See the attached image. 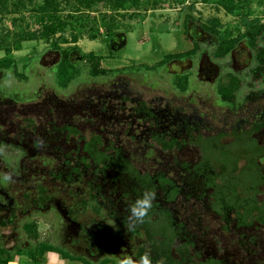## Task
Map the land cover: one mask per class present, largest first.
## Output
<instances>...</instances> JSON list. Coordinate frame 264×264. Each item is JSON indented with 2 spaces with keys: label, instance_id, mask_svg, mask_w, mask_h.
Listing matches in <instances>:
<instances>
[{
  "label": "rangeland",
  "instance_id": "rangeland-1",
  "mask_svg": "<svg viewBox=\"0 0 264 264\" xmlns=\"http://www.w3.org/2000/svg\"><path fill=\"white\" fill-rule=\"evenodd\" d=\"M0 1V44L4 45L8 35L28 30L29 25L31 31L38 27L32 10L42 6L44 0ZM135 2V7L124 11L115 10L110 3L85 8L78 0H64L59 9L65 24L62 31L49 42L45 39L25 41L21 50H15L11 56L20 72L32 58L38 59L36 70L26 72L29 78L21 80L14 72L8 76L0 73V177L12 181L11 191L7 192L11 197L0 191V195L8 199L5 207L0 206V246L9 251L26 248L31 239L27 226L36 223L40 241L53 243L51 247L73 255H85L96 264H122L129 257L139 260L137 251L147 245H144L145 238L128 231V208L135 201L131 194L126 195L131 189L130 182L123 178L120 183L119 173L111 172L113 169L103 172L92 166L83 152L85 139L88 141L98 134L103 138V149L115 144L142 174L164 175L179 185L181 195L175 202L167 199L164 190L156 192V201L175 215L177 222L183 225L184 240L193 243L188 264L210 258L222 264H264V227L257 224L239 227L233 211L224 217L212 210L207 199L210 190L203 196L206 189L202 180L184 165L196 161L197 150L191 145L174 154L160 153L157 147H151L153 123L150 119L145 122L140 116L143 102L157 112L164 126L168 123V111L195 121L205 128L202 131L206 134L226 129L229 133L234 127L247 130L259 121L260 115H264V76L260 79L252 73L257 66L255 53L240 44L232 55L217 60L214 53L219 39L203 29L204 25L212 26L211 21L219 19L222 37L236 39L245 31L238 29L242 17L228 11L224 2L217 0ZM246 8H239L238 13L246 12ZM250 8L251 19H260L264 24V0H253ZM27 10L32 13L28 14ZM73 14L77 19L72 18ZM110 18L113 20L109 21ZM75 36L76 44L72 40ZM92 36H96V40H92ZM52 42L64 49L79 47L80 52L71 56L72 62L93 63L98 71L155 67L167 56L187 53L198 43L204 52L200 61L203 70L198 72L196 68L193 90L187 94L173 91L171 78L188 69L194 70L188 61L167 65L169 70L164 73L149 74L151 78L147 82L141 76L118 74L89 78L86 83L62 88L52 70L61 58ZM4 57L5 52L0 51V60ZM209 59L214 64L211 65ZM232 77L240 81L239 88L233 86ZM219 83L235 91L236 105L219 102ZM21 97L27 100L20 101ZM120 104L127 109L119 110ZM111 115L120 123H115V119L111 121ZM227 119L237 123L227 125ZM67 127H75L79 133L69 134ZM256 138L264 145V130ZM243 165L244 162L239 166ZM262 166L264 174V164ZM39 186L47 189L51 201L28 206ZM27 192L29 202L24 199ZM17 198L20 205L15 204ZM259 200L264 204V185ZM96 208L100 212L96 213ZM71 212L80 218L74 220ZM12 217H15L13 221L4 225ZM80 227L95 236L93 243L77 242L79 237L82 240ZM74 244L77 249L71 246ZM60 253L63 254L48 250L41 259L77 264L61 258ZM146 253L150 254L152 264H163L151 251ZM3 256L1 258L5 259Z\"/></svg>",
  "mask_w": 264,
  "mask_h": 264
},
{
  "label": "trees",
  "instance_id": "trees-1",
  "mask_svg": "<svg viewBox=\"0 0 264 264\" xmlns=\"http://www.w3.org/2000/svg\"><path fill=\"white\" fill-rule=\"evenodd\" d=\"M217 1L224 2V6L228 11L239 14L242 17L238 29L240 30L241 28H244L245 31L242 33L240 32V35L236 39L226 40L222 37L221 31L219 30L221 27L219 19L212 20V26L204 25L203 29L207 33L213 34L219 39V44L214 53L215 58L217 60H223L232 55L240 44H244L255 53L257 66L253 69L252 73L257 78L261 79L264 76V24L260 19H251L253 12H251L250 6L253 0ZM63 2L64 0H44L42 6H36L32 10L35 14L36 23L39 24H36L38 27L35 30L31 31L29 25L28 30L23 29L17 34L8 35L6 37L3 41L4 45L0 44V51L5 52L6 54V57L0 60V73H5V76H8L14 72V74L21 80H27L29 78L26 72L36 70L38 59H35V57L32 58V61L24 66V71L20 72L16 60L11 56L15 50H21L22 43L25 41L45 39L49 42L51 38L55 37L60 31H62L65 24L59 16V9ZM78 2L80 5L85 6V8H93L97 3H110L113 4L115 10L124 11L128 8L132 9L137 4L135 0H78ZM21 4L23 5V3ZM21 4H18V6H21ZM1 5L2 2L0 1V7ZM241 7L242 10H245L244 8L246 7H248V9L246 8V12L238 13L239 8ZM32 11L27 10L26 12L29 14L32 13ZM26 12L23 13V16ZM78 12L82 13L81 10H78ZM76 14L72 15L73 19H77ZM18 20L19 19H16V23H18ZM112 20L113 19L111 18L109 19V21ZM91 38L92 40H96V36H92ZM72 40L73 43L76 44L78 42L77 36L73 37ZM52 46L54 50L61 55L60 62L57 66L53 67L52 70L54 71V79L59 87L62 88H67L72 84L85 83L89 78L95 79L112 74L116 75L118 73L141 76L144 80H149V78H151L149 74L164 73L167 70V65L172 60L176 58L183 59L186 56L169 55L162 63L155 67L133 66L117 71H108L104 69L98 71L93 63L88 64L80 62L74 64L72 62L71 55L74 52H80L81 49L79 47L64 49L60 44L54 42H52ZM195 47L196 50H200L201 48L198 43H196ZM56 69L58 70L57 74L55 73ZM172 79L174 90L186 94L192 89L190 74L175 75ZM232 81H234L233 86L236 85V87L239 88L240 81H238V78L232 77ZM217 95L219 100H221L220 102L232 103L237 100L235 91L223 87L221 83L218 84ZM20 99L24 101L27 100L22 97ZM258 128H262V125H259L256 129ZM70 131L76 133V131L71 128ZM252 133H249V140H246V145L236 151L229 149L228 146L222 145L220 138H217L213 142L203 138V159L194 167V175L204 176V184L207 189H213V197L216 200L215 206H217V211L221 212V214L225 211H233L237 214V218L242 225H248L249 222H257L264 226V204L258 199V194L261 192L264 185L263 168L261 164H259L260 160L262 162L264 161V148L260 146L255 139L251 138ZM243 137V135H236L237 140L239 139L240 141H242ZM103 145V139L100 136L95 135L85 145L86 153L96 165L104 166L111 160L107 152L101 150ZM174 146L175 141L172 140V144L165 141V148L172 149ZM243 159L246 160V165L240 167L239 164ZM120 167L123 172L128 173L138 182L139 187L136 189V192H140V188H146L149 191L156 192L157 188L154 182L157 179H159L161 189L166 193H169V200L175 199L179 192V190L174 187L172 181L165 177H159L152 181L153 179H151L150 176L142 175L123 158H121ZM46 192L47 189L42 186L40 188V193L43 197ZM13 218L15 217H12L9 222L4 223V225L10 224L13 221ZM139 226L144 230L150 247L161 257L165 258L161 259L164 264L187 263V259L173 258L175 241L179 237V232L175 225L174 215L169 210L162 209L159 204L153 203V207L148 216L143 223H139ZM37 230L38 227L36 223H30L27 226V231L31 239L29 240L30 244L26 249L17 248L14 251H9L0 246V264H2V255H5L3 256L6 259L4 261L8 262L13 258V255H17V253L27 255L30 259V264H39V262H41L40 260H44L41 258L45 256L46 251L48 250L62 252L63 254H60L64 259H70L79 264H93L87 259L71 256L65 251L55 249L54 247H51V245L40 241ZM34 239L36 242L33 241ZM176 251L180 255H184L188 249L184 251L182 247V249ZM142 255L144 254H140L139 257ZM201 264L222 263L215 259H211L206 263Z\"/></svg>",
  "mask_w": 264,
  "mask_h": 264
},
{
  "label": "flooded vegetation",
  "instance_id": "flooded-vegetation-1",
  "mask_svg": "<svg viewBox=\"0 0 264 264\" xmlns=\"http://www.w3.org/2000/svg\"><path fill=\"white\" fill-rule=\"evenodd\" d=\"M194 45H196V43L194 44ZM196 47H194L192 50H190V51H188L187 53H178V54H171V55H177V56H183V55H186L185 56V58H183V59H181V58H176V59H174V60H172L169 64H168V66L170 65V64H172V63H176V62H180V63H185L186 61H188V62H190L191 63V65H192V68H194V70L193 69H188V70H186V71H184V72H182V73H177V74H175V75H185V74H190V78H191V83H193V80L195 81V76H196V68L197 69H199V71L198 72H202V70H203V68H202V64L200 63V61H201V55H203V53H202V49L200 48V50H196L195 49ZM198 51V52H196V51ZM195 51V52H194ZM204 51V50H203ZM74 53H76V52H74ZM60 54V53H59ZM189 54V55H188ZM192 54V55H191ZM233 54V53H232ZM72 56V55H71ZM60 57H61V55H60ZM61 59V58H60ZM71 60H72V57H71ZM60 62V61H59ZM58 62V63H59ZM209 63L212 65V64H214L213 63V61L211 60V59H209ZM37 65V64H36ZM58 64H56L55 66H57ZM54 66V67H55ZM148 67V66H147ZM37 68V67H36ZM124 69V68H123ZM103 70V69H102ZM104 70H106V69H104ZM117 70H122V69H113V70H109V71H117ZM167 70H169V68L167 67ZM166 70V71H167ZM193 70V71H192ZM165 71V72H166ZM118 74H122V73H118ZM118 74H116V75H118ZM127 74V73H126ZM115 74H112V75H107V76H109V77H112V76H116ZM175 75H173V76H175ZM172 76V77H173ZM104 78L106 77V76H103ZM194 78V79H193ZM96 79H98V78H96ZM172 79V78H171ZM144 80V79H143ZM144 82H147V80L145 79L144 80ZM86 83V82H85ZM171 83V82H170ZM171 85H172V83H171ZM172 88H173V86H172ZM192 90H193V87H192ZM173 91H176V90H174L173 89ZM191 91V90H190ZM189 91V92H190ZM178 92V91H177ZM188 92V93H189ZM180 93V92H179ZM181 94V93H180ZM187 94V93H186ZM219 98V97H218ZM20 101H24V100H21V99H19ZM238 100V99H237ZM237 100L236 101H234V102H232V103H226V102H220V103H222V104H226V105H228V106H231V105H236V103H237ZM106 104H108L107 103V101H106ZM121 105V104H120ZM122 107L121 108H119V110H126L127 109V107H125L123 104L121 105ZM106 107V105L104 106V108ZM140 107L142 108L141 109V111H140V116H143V119H146V121L145 122H147V121H149V119H150V123H153V126L154 127H152V128H155V130H152L151 132L153 133L152 134V136H151V140L153 139V145L151 146L152 148H154V147H157L159 150H160V153H162V154H174V153H176V152H180V151H182L183 149H184V147L185 146H193L194 147V149H196L197 150V152H198V157H197V159H196V161L194 162V163H191V162H185L184 163V165L191 171V172H193L194 174H195V172H194V167L197 165V164H199L200 163V161L203 159V138L204 139H207V140H210V141H215L217 138H220L221 140V144L222 145H225V146H228L229 147V149H231V150H234V151H236V150H238V149H240L242 146H244V145H246V140H249L248 138H249V133H252V131L254 130V132L252 133V136H251V138L252 139H255L256 141H257V134H259L262 130H264V115H260V117L258 118V120L259 121H257V122H254L253 123V125H252V127L250 128V129H245V130H243V129H241L240 130V128H237V127H234L229 133L228 132H225L226 130H228V129H226L224 132H219V131H217L216 132V134H211L212 132H209V131H207V134L204 132V130L202 131V129H205V128H203L202 126H198V124H196V122L195 121H191V120H187V118H184V116L182 117V116H178V115H174L172 112L170 113V112H168L167 111V122L168 123H166L167 125H165L164 126V122H162L161 121V118H160V116L157 114V112L155 113V111H154V109H151V108H149L148 107V105L147 104H145V103H143V102H141V105H140ZM151 109V110H150ZM112 113H114V110H112ZM255 118H257V116H255ZM115 119V117L113 116V115H111V117H110V120L112 121V120H114ZM115 123H120V122H118V120H116L115 119ZM148 123V122H147ZM226 123H227V125H228V123H233V124H236L237 122L235 121V120H233V121H230V119H227L226 120ZM259 125H262V128H258V129H256ZM202 127V128H201ZM70 128L71 129H73V130H75L76 131V133H72L71 131H70ZM69 134H78L79 133V130L77 129V128H75V127H67L66 129H65ZM95 136H100L101 138H102V136L101 135H98V134H94ZM93 135V136H94ZM236 135L237 136H239V135H243L244 137H243V139H242V141H240L239 139L237 140V138H236ZM251 135V134H250ZM92 136V137H93ZM91 137V138H92ZM91 138H90V140H91ZM103 139V138H102ZM90 140H88V141H90ZM172 140L173 141H175V146L171 149V148H165V141H167L169 144L171 143L172 144ZM86 139H85V141H84V147H83V152L86 154V156H88L87 158H89V160L92 162V166H95V167H97L98 169L100 168V169H102V171L103 172H108V170H111V169H113L114 171H111V172H114V173H119L118 174V176H117V179L118 180H120L119 182L121 183V181H123V180H121V179H123V178H127L126 180H128V182H130V187H131V189H130V191H128L127 192V196H130V194L135 198V201L138 199V198H140L141 196H142V192L144 193L145 191H149L148 189H146V188H140L141 189V191L140 192H136V189L139 187V184H138V182L133 178V177H131L128 173H125V172H123L122 170H121V167H120V163H121V158H123V159H125L126 161H127V163L128 164H130L131 166H133L135 169H137L141 174H142V172H141V170H139L134 164H133V162L129 159V158H127V157H125L122 153H121V151H122V149L121 148H118V147H116L115 146V144H109V146H108V148H105L104 147V149H103V146L101 147V150L102 151H106L107 152V154L110 156V158H111V160L110 161H108L107 163H106V165H96L95 163H94V161H92L91 159H90V156L86 153V151H85V145H86V143L88 142ZM258 142V141H257ZM103 143H104V141H103ZM214 144V143H213ZM258 144L260 145V146H262L263 148H264V145L263 144H261V143H259L258 142ZM86 161H87V159H85ZM242 162H244V164L246 165V160H242L241 162H240V164L242 163ZM239 164V165H240ZM259 164H261V166L264 164V161L262 162L261 160L259 161ZM244 166V165H243ZM263 167V166H262ZM142 175H146V174H142ZM150 176V178L151 179H153L152 181H154L155 179H157V178H159V177H165L164 175H160V176H158V177H153V176H151V175H148V177ZM196 176V175H195ZM197 178H199V179H201L202 180V183L204 184V179H203V177L204 176H202V175H200V176H196ZM166 179H168V180H170V181H172L173 182V179H169L168 177H165ZM10 183H12V181L9 179V178H4V177H0V191L2 192V193H4V194H6V195H9L10 193H7V192H9V191H11V188L9 187V184ZM135 184V187H132L131 186V184ZM155 186H156V188H157V190H156V192L157 191H161V190H163V189H161V184H160V182H159V179H157L155 182ZM174 183V182H173ZM205 185V184H204ZM42 186H39V187H37L36 189H37V192H36V195H35V199L28 205V206H33V205H39V204H46V202H50L51 200V197H49V195H47V192H46V194L44 195V197L42 196V194L40 193V188H41ZM44 187V186H43ZM174 187H176L178 190H179V192L177 193V195H176V197H175V199H173V200H169V198L168 197H170L169 196V193L167 192H164L163 194L167 197V199L169 200V201H176L178 198H179V196L181 195V188L179 187V185H176L175 183H174ZM205 189H206V191H205V193L203 194V196L204 195H206V193H207V191L208 190H210V194L208 193V196H207V199H208V202H210V205H211V209L212 210H214L215 212H217V213H219V214H221V212H219V211H217V206H215V198L213 197L214 196V192H213V189H207V187L205 186ZM131 191H132V193H131ZM0 192V193H1ZM155 192V193H156ZM30 193L29 192H27V193H25L24 194V199H26V201H28V198H27V196L29 195ZM2 195V194H1ZM0 195V206L1 207H5V203L7 202V198H4L3 196H1ZM12 195L10 194V197H11ZM31 198V197H30ZM258 199H259V194H258ZM13 200V202H14V199H12ZM20 198H17V199H15V204H18V205H20ZM134 201V202H135ZM260 201V200H259ZM29 202V201H28ZM94 203V202H93ZM153 203H156V204H159L160 205V207L162 208V209H166V210H169L168 208H166V207H164L163 205H161V203L160 202H158V201H156V199L154 200V202ZM262 203V202H261ZM263 204V203H262ZM170 211V210H169ZM95 212L96 213H98V212H100L99 211V209L98 208H96L95 209ZM171 212V211H170ZM72 213V216L74 217L73 219L75 220V218H80L79 217V215L78 214H75L74 212H71ZM172 213V212H171ZM227 213H229L228 211H225L223 214H221V215H223L224 217H225V215L227 214ZM100 214V213H99ZM173 214V213H172ZM174 215V214H173ZM237 216V215H236ZM174 218H175V225L177 226V231L179 232V237L176 239V241H175V246H174V255H173V258L174 259H187L188 261H187V263L186 264H188L191 260L190 259H192V255H191V247L193 246V243H190L188 240H184V238H183V236H182V233H183V231H182V227L181 226H183V225H181L180 223H178L177 222V219H176V217H175V215H174ZM226 220V219H225ZM236 222H237V225L239 226V227H250V226H252V225H259V226H263V225H261V224H259V223H257V222H249V224L247 225V224H244V225H242L241 223H240V221H239V219L236 217ZM264 227V226H263ZM81 228V231L80 232H82V233H80V235H81V239L82 240H79V238H77L76 240H77V242L78 243H82V242H84V241H87L88 243H93L94 241H95V236L92 234V233H90L88 230H83L82 229V227H80ZM133 231H135V233L136 234H138V235H140L141 237H143V238H145V241H146V243L144 244V245H147V247H144L143 245H142V247L137 251V254H136V256H137V258L139 259L140 257H139V255L140 254H145L148 250L149 251H151L154 255H155V258L156 259H158V260H160L163 264H164V262L161 260V259H165V258H163V257H161L156 251H154L151 247H150V245H149V242H148V239H147V237L145 236V233H144V230L142 229V228H140V226H139V224H136V227H135V229L133 230ZM69 236V234L67 235V237ZM85 239V240H84ZM181 239V240H180ZM74 239H71V241H73ZM179 241H181V242H179ZM76 242V241H75ZM30 242H28V244H29ZM51 245L53 246V243H51ZM71 246H73V247H75L76 249H77V246L74 244V245H71ZM187 246V247H186ZM28 247V246H27ZM26 247V248H27ZM182 247H183V249H184V251H186V249H188V251L184 254V255H180L176 250H180V249H182ZM26 248H20V249H26ZM94 250L95 251H97L96 250V245L94 244ZM17 249V248H16ZM60 250H62V251H64L63 249H61V248H59ZM94 251V252H95ZM66 252V251H65ZM67 254H69V255H71V256H75V257H81V258H83V259H87L89 262H91V263H93V264H96V263H94L92 260L93 259H89L88 257H85V255H82V256H80V255H73L71 252H69V251H67L66 252ZM92 255H93V253H91ZM91 255V256H92ZM87 256V255H86ZM94 256V255H93ZM97 256H98V254H97ZM95 257V256H94ZM211 259H213V258H210V259H208V260H206V261H203V262H200V263H197V264H201V263H206L207 261H209V260H211ZM216 260V259H215ZM218 261V260H217ZM220 262V261H219ZM220 263H222V262H220Z\"/></svg>",
  "mask_w": 264,
  "mask_h": 264
},
{
  "label": "clouds",
  "instance_id": "clouds-1",
  "mask_svg": "<svg viewBox=\"0 0 264 264\" xmlns=\"http://www.w3.org/2000/svg\"><path fill=\"white\" fill-rule=\"evenodd\" d=\"M155 199L156 193L154 191H145L140 198L130 205L127 216L128 231H133L136 224L144 222L153 207ZM122 264H152V260L150 254L145 253L138 261H134L129 257L125 258Z\"/></svg>",
  "mask_w": 264,
  "mask_h": 264
},
{
  "label": "crops",
  "instance_id": "crops-1",
  "mask_svg": "<svg viewBox=\"0 0 264 264\" xmlns=\"http://www.w3.org/2000/svg\"><path fill=\"white\" fill-rule=\"evenodd\" d=\"M59 256L61 258H63L61 255H59ZM1 260H2V264H30V259L25 254L13 255V258H11L8 262H5L4 260H6V259H3V258ZM55 260L57 261V263L60 262L59 259H55ZM45 261H47V263H49V264H57V263H54L53 259H44L43 262H45ZM43 262H42V264H43Z\"/></svg>",
  "mask_w": 264,
  "mask_h": 264
}]
</instances>
